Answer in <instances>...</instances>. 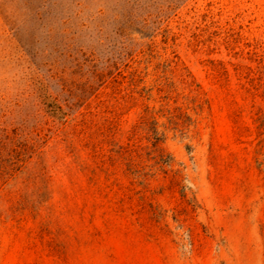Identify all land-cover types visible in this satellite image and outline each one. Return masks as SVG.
Masks as SVG:
<instances>
[{
	"label": "rangeland",
	"instance_id": "1",
	"mask_svg": "<svg viewBox=\"0 0 264 264\" xmlns=\"http://www.w3.org/2000/svg\"><path fill=\"white\" fill-rule=\"evenodd\" d=\"M0 264H264V0H0Z\"/></svg>",
	"mask_w": 264,
	"mask_h": 264
}]
</instances>
